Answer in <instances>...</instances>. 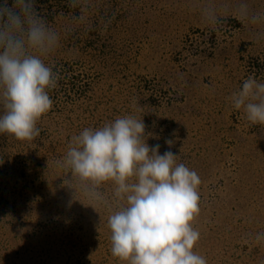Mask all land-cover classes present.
I'll list each match as a JSON object with an SVG mask.
<instances>
[{"label": "rangeland", "instance_id": "374dc122", "mask_svg": "<svg viewBox=\"0 0 264 264\" xmlns=\"http://www.w3.org/2000/svg\"><path fill=\"white\" fill-rule=\"evenodd\" d=\"M239 2L264 10V0ZM89 5L87 19L77 22L70 0H36L40 15L61 33L60 47L46 60L60 79L35 140L0 134V178L30 171L22 181L14 178L8 195L20 208L0 218V245L15 251L7 262L125 264L111 254L107 219L119 207L112 186H103L109 202L95 211L79 190L75 199L56 162L85 128L131 114L143 118L150 147L179 155L177 163L201 179L194 251L208 264H264V236L257 240L264 234V125L251 124L230 99L249 75L264 82V32L236 17L237 0ZM205 6H215L226 22L207 26L199 13ZM30 174L43 177L44 196L33 189L35 180L25 181Z\"/></svg>", "mask_w": 264, "mask_h": 264}, {"label": "clouds", "instance_id": "9594fccd", "mask_svg": "<svg viewBox=\"0 0 264 264\" xmlns=\"http://www.w3.org/2000/svg\"><path fill=\"white\" fill-rule=\"evenodd\" d=\"M70 4L79 9L73 20L85 21L89 0ZM236 10L242 23L264 32V10L239 0ZM199 13L213 29L227 19L217 15L215 6ZM60 45L61 33L40 15L36 0H0V134L29 142L40 135L37 124L52 109L50 92L60 79L46 60ZM230 99L251 124L264 125V82L249 75ZM145 130L143 118L131 114L85 128L56 162L67 173L64 183L74 189L75 199L79 190L95 211L109 202L103 186H112L111 199L119 207L107 219L111 254L125 264H208L194 251L200 240L194 224L201 179L177 163L179 155L171 150L160 154L159 144L150 147ZM165 143L170 149L173 141Z\"/></svg>", "mask_w": 264, "mask_h": 264}, {"label": "trees", "instance_id": "16d2710c", "mask_svg": "<svg viewBox=\"0 0 264 264\" xmlns=\"http://www.w3.org/2000/svg\"><path fill=\"white\" fill-rule=\"evenodd\" d=\"M28 172H30V171H5L3 176L0 178V218L3 216V214L15 215L16 209L20 208V204L17 203V200L14 197L13 198L8 197V195L10 193H12L13 191H15L16 181L14 180V178L18 179V177H20L19 180L22 181ZM255 173H256V171H254V174ZM30 177L32 180H35L33 182L35 185V187L33 189L34 190L37 189L39 194L41 196H44V192H41L39 190V189L43 188L42 186L44 185L43 177H41L39 179H37V178L35 179L30 174L28 177H26L25 181H28L30 179ZM248 196L249 195H244V197H246V199L248 198ZM239 206H241V209L248 207L245 204L239 205ZM262 211L264 212V209ZM251 215H253V214H251ZM239 219H241V218H239ZM261 220H263V218L259 219V221H261ZM6 228H7V226H5L3 228V230L5 229V231H6ZM10 242H13V244H14V241L11 240ZM11 250H12L11 246H9V249H8L7 247L0 245V260H3V261H0V264H2V263L3 264H9L7 262L8 253H10V252L14 253L15 252V251L13 252ZM113 264H118V262L114 261Z\"/></svg>", "mask_w": 264, "mask_h": 264}]
</instances>
